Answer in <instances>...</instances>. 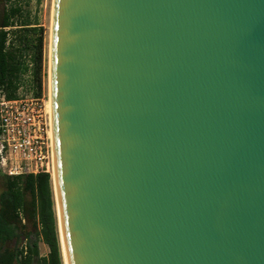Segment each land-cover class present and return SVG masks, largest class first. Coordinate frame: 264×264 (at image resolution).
<instances>
[{
	"label": "water",
	"instance_id": "water-1",
	"mask_svg": "<svg viewBox=\"0 0 264 264\" xmlns=\"http://www.w3.org/2000/svg\"><path fill=\"white\" fill-rule=\"evenodd\" d=\"M67 264H264V0H52Z\"/></svg>",
	"mask_w": 264,
	"mask_h": 264
},
{
	"label": "trees",
	"instance_id": "trees-1",
	"mask_svg": "<svg viewBox=\"0 0 264 264\" xmlns=\"http://www.w3.org/2000/svg\"><path fill=\"white\" fill-rule=\"evenodd\" d=\"M28 21L17 3L0 9V88H4L8 99L15 98L28 70L23 58L26 53L31 54L34 95L40 90L42 29ZM51 186L50 174L44 170L17 177L0 172V264H62ZM19 214L25 222H31L28 231ZM21 240L26 242L25 255L18 248ZM39 240L49 250L46 258L39 255ZM13 241V249L5 248L7 242Z\"/></svg>",
	"mask_w": 264,
	"mask_h": 264
},
{
	"label": "built area",
	"instance_id": "built-area-1",
	"mask_svg": "<svg viewBox=\"0 0 264 264\" xmlns=\"http://www.w3.org/2000/svg\"><path fill=\"white\" fill-rule=\"evenodd\" d=\"M23 58L28 69L25 74L29 76L31 54L26 53ZM41 170L48 174L53 170L49 95L46 99L36 96L20 83L15 98L8 99L4 88H0V172L17 177L36 175ZM20 249L25 255L26 244Z\"/></svg>",
	"mask_w": 264,
	"mask_h": 264
},
{
	"label": "rangeland",
	"instance_id": "rangeland-1",
	"mask_svg": "<svg viewBox=\"0 0 264 264\" xmlns=\"http://www.w3.org/2000/svg\"><path fill=\"white\" fill-rule=\"evenodd\" d=\"M10 3H17L21 10L22 16L24 19H28L29 23L35 25L38 29H42V54H41V81H40V90L38 91V95L43 96L45 99L49 95L48 90V70H49V43H50V26H51V13H52V0H10ZM10 3L4 4V1L0 0V9ZM16 24H19V21H16ZM21 83L23 84L24 89L33 90V84L31 80V74L28 76L25 74V77L22 78ZM51 177V174H50ZM52 187V186H51ZM52 196L54 201V213H55V220H56V230L58 234V241H59V249H60V257L61 262L62 260V252H61V244H60V236H59V229H58V221H57V213H56V204L54 200V192L52 188ZM26 231L31 228V222L26 220L25 222ZM24 225V224H23ZM26 244L24 240L18 245V248ZM15 247V242H7L5 248L13 249ZM38 252L40 257L46 258L49 250L45 244L42 243L41 240L38 242ZM35 264V263H34Z\"/></svg>",
	"mask_w": 264,
	"mask_h": 264
},
{
	"label": "bare ground",
	"instance_id": "bare-ground-1",
	"mask_svg": "<svg viewBox=\"0 0 264 264\" xmlns=\"http://www.w3.org/2000/svg\"><path fill=\"white\" fill-rule=\"evenodd\" d=\"M51 27V26H50ZM50 44V43H49ZM49 54V53H48ZM49 60V59H48ZM49 62V61H48ZM49 66V65H48ZM48 90H49V81H48ZM49 111L51 113V104H50V98H49ZM51 184H52V188H53V192H54V200H55V204H56V213H57V221H58V229L59 228V213H58V209H57V203H56V195H55V183H54V172L53 170L51 171ZM60 236V235H59ZM60 244H61V252H62V260H63V264H67L66 263V259H65V253H64V248H63V244H62V239L60 237Z\"/></svg>",
	"mask_w": 264,
	"mask_h": 264
}]
</instances>
